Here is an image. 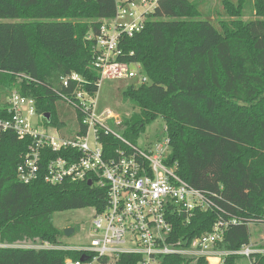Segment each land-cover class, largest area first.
<instances>
[{"label":"trees","instance_id":"obj_1","mask_svg":"<svg viewBox=\"0 0 264 264\" xmlns=\"http://www.w3.org/2000/svg\"><path fill=\"white\" fill-rule=\"evenodd\" d=\"M212 4L159 0L144 29L121 39L118 61L139 65L148 83L123 92L138 111L122 123L121 140L101 131L100 141L110 154L138 147L146 127L162 119L170 139L167 164L210 194L227 221L237 220L219 247L234 252L250 244L249 224L264 220V0H222L228 17H242L247 6L254 10L256 20L243 22L217 20L221 12ZM117 6L118 0H0V118H9L7 99L17 92L35 100L44 126L66 132L74 110L56 90L64 91L62 78L78 74L95 93L101 74L88 37L116 16ZM31 144L13 133L0 142V264H64L80 255L34 246L63 245L54 215L103 211L107 190L87 180L53 186L43 175L21 182L17 170ZM215 221L213 211L198 210L180 232L195 237ZM242 258L228 256L224 264ZM254 258L264 264V255ZM139 260L123 255L119 264ZM160 264L207 262L168 256Z\"/></svg>","mask_w":264,"mask_h":264},{"label":"built area","instance_id":"obj_2","mask_svg":"<svg viewBox=\"0 0 264 264\" xmlns=\"http://www.w3.org/2000/svg\"><path fill=\"white\" fill-rule=\"evenodd\" d=\"M158 3L120 0L116 16L103 22L97 36L88 37L94 40V66L101 74L97 90L94 94L87 91V82L78 74L61 79L64 91L56 88L60 99L74 110L70 118L77 125L69 129L71 133L53 126L54 134H50L37 113L35 100L17 92L7 99L9 118H0V142L7 133L32 139L17 170L21 182L30 184L43 175L45 182L53 186L87 180L107 190V205L103 211H95L89 244L76 248L49 243L34 246L80 255L78 259H66L64 264H119L123 255L139 257L138 264H160L161 258L168 256L224 264L225 258L232 255L250 261H255V255H264V249L256 248L252 241L234 252L219 248L230 226L238 222L227 221L210 194L191 186L177 174L176 166L167 164L171 154L167 135L155 148L128 144V148L114 154L107 153L100 141L101 131L121 140L112 129H120L123 123L119 115L102 109L103 82L138 78L139 84L148 83L141 71L131 70L134 65L118 61L122 54L119 45L122 38L133 37L144 29ZM198 210L216 214L211 231L195 237L181 234V227L188 228Z\"/></svg>","mask_w":264,"mask_h":264},{"label":"rangeland","instance_id":"obj_3","mask_svg":"<svg viewBox=\"0 0 264 264\" xmlns=\"http://www.w3.org/2000/svg\"><path fill=\"white\" fill-rule=\"evenodd\" d=\"M120 1V0H118ZM222 0H213L212 6H216L217 12L220 11L221 14L217 17L223 21H251L256 20L257 16L256 13L252 8L248 6L244 10V15L241 17H228L225 15L223 5L221 6ZM131 70L135 73L141 71L139 65H134L131 67ZM138 84L137 79H113V80H105L102 85V93H101V106L104 108H108L113 111L115 114L121 117V121L124 122L126 118H130L134 112H137L138 109L132 106L129 102H124L123 100V92L124 90L132 85ZM3 101L6 100V97L2 98ZM62 103H59L60 106ZM73 121L67 119V133H71L69 129L71 127ZM48 132L50 134H54L53 126H48ZM112 132H115L120 136L121 129L113 128ZM166 136V128L165 123L162 119H158L154 123L148 125L146 127L145 132L140 136L137 140L136 145L141 149L146 148H155V146L161 145ZM90 145H94V140L91 138ZM95 216V210L93 208H86L76 211H68L62 213H56L54 215V224L56 227L61 231L60 241L63 245L76 248L80 246H84L89 244L90 240L92 239V224ZM193 223V221H192ZM191 223V225H192ZM190 225V226H191ZM250 227V234H251V241L254 243L256 248L264 249V224L256 221L249 225ZM67 229H73L74 233L71 236H67L65 231ZM263 255V254H262ZM202 261V260H196ZM206 261V260H205ZM207 264H215V262L209 263L206 261ZM254 261H250L249 259L242 258L236 260L234 264H253Z\"/></svg>","mask_w":264,"mask_h":264},{"label":"water","instance_id":"obj_4","mask_svg":"<svg viewBox=\"0 0 264 264\" xmlns=\"http://www.w3.org/2000/svg\"><path fill=\"white\" fill-rule=\"evenodd\" d=\"M47 119L49 120L50 119V116H48ZM88 184H89V186H92L93 185V183L91 181H89ZM73 233H74V230L73 229H67L65 231V234L67 236H71V235H73ZM82 260H86V259H82Z\"/></svg>","mask_w":264,"mask_h":264}]
</instances>
